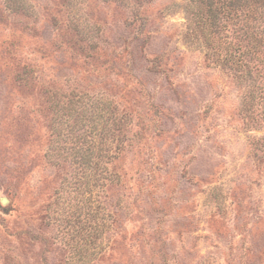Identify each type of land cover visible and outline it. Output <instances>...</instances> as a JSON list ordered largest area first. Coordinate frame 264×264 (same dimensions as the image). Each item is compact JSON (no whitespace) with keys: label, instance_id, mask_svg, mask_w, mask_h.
I'll use <instances>...</instances> for the list:
<instances>
[{"label":"rangeland","instance_id":"rangeland-1","mask_svg":"<svg viewBox=\"0 0 264 264\" xmlns=\"http://www.w3.org/2000/svg\"><path fill=\"white\" fill-rule=\"evenodd\" d=\"M0 264H264V0H0Z\"/></svg>","mask_w":264,"mask_h":264}]
</instances>
